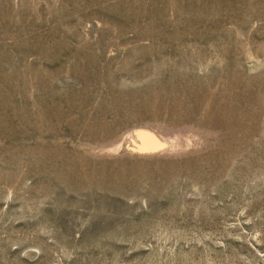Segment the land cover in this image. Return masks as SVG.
Here are the masks:
<instances>
[{
    "label": "rangeland",
    "instance_id": "374dc122",
    "mask_svg": "<svg viewBox=\"0 0 264 264\" xmlns=\"http://www.w3.org/2000/svg\"><path fill=\"white\" fill-rule=\"evenodd\" d=\"M0 264H264V0H0Z\"/></svg>",
    "mask_w": 264,
    "mask_h": 264
},
{
    "label": "water",
    "instance_id": "95a60500",
    "mask_svg": "<svg viewBox=\"0 0 264 264\" xmlns=\"http://www.w3.org/2000/svg\"><path fill=\"white\" fill-rule=\"evenodd\" d=\"M163 143L158 140L153 134H147L146 146L144 147L145 152H151L162 146Z\"/></svg>",
    "mask_w": 264,
    "mask_h": 264
}]
</instances>
